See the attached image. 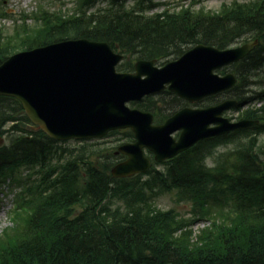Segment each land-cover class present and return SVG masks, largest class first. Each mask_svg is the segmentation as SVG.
<instances>
[{"label": "trees", "instance_id": "16d2710c", "mask_svg": "<svg viewBox=\"0 0 264 264\" xmlns=\"http://www.w3.org/2000/svg\"><path fill=\"white\" fill-rule=\"evenodd\" d=\"M199 2L148 15L154 4L143 0L130 9L112 1L92 12L94 0H79L74 15L45 12L14 34L0 29V64L20 50L88 38L123 53L119 70L131 71L136 59L163 64L199 43L224 49L258 38L234 67L239 83L232 95L250 104L244 116L259 118L264 132V0H232L218 10L195 9ZM255 101L262 104L251 106ZM181 102L164 92L134 106L153 111L160 123ZM247 131L234 132L249 142L223 153L215 167L205 158L222 138L200 142L147 179H115L111 163L72 155L30 123L18 100L0 96V139L7 138L0 144V189L16 191L12 224L0 233V264H264V144ZM172 192L191 203L189 216L156 205ZM200 221L209 225L196 231Z\"/></svg>", "mask_w": 264, "mask_h": 264}, {"label": "water", "instance_id": "95a60500", "mask_svg": "<svg viewBox=\"0 0 264 264\" xmlns=\"http://www.w3.org/2000/svg\"><path fill=\"white\" fill-rule=\"evenodd\" d=\"M119 1V0H116ZM258 41L220 50L199 44L178 60L156 67L155 60H140L135 73H120L123 55L108 42L66 40L19 52L0 65V95L19 99L29 117L56 140L102 137L109 131L131 128L134 143L120 151L128 159L117 164L114 177H127L150 168L144 156L147 147L157 161L173 157L198 140L246 127L257 121L230 123L222 112L235 104L226 101L207 109L185 108L162 125H153V115L131 109L127 102L165 89L188 100L226 90L236 83L233 73L214 71L246 56ZM218 124L209 127L210 124ZM182 130L178 140L172 133Z\"/></svg>", "mask_w": 264, "mask_h": 264}, {"label": "rangeland", "instance_id": "374dc122", "mask_svg": "<svg viewBox=\"0 0 264 264\" xmlns=\"http://www.w3.org/2000/svg\"><path fill=\"white\" fill-rule=\"evenodd\" d=\"M2 1V3H1ZM5 1V2H4ZM194 0H152L153 3H160L163 5H159V7L151 8L149 13L153 14L156 12H161L167 8L179 9L183 5H189L190 2ZM200 6H204L207 9H218L223 2H230L231 0H200ZM140 0H125V3L122 6L125 9L131 8L134 3H138ZM150 4L151 1L148 0ZM110 0H96L94 7L91 11H94L98 8H104L110 6ZM143 5V4H142ZM43 6L44 9L49 11H56V12H68L69 10H73L76 6L75 0H0V8L2 10H7L9 15L7 17H0V27H5L7 30H13L16 25H21L24 21L22 18V14L29 15L28 19L26 20L28 25H34V21L31 18L32 14L37 12L38 8ZM199 7V6H196ZM197 9V8H195ZM218 101V100H217ZM215 101V102H217ZM201 106H207L206 103L201 102L199 103ZM228 116H236V114L229 112ZM120 134H112L108 135L106 138L97 140L94 144L91 141L86 143L79 142V141H70L67 142V146H69V150L72 155L77 156L83 153L84 148H87L89 151H86L87 155H90L92 159L95 160V164L98 161L97 165L100 163H116L117 160L120 159V155L114 154L117 151L118 146L125 143L126 138ZM240 140H235L234 142L224 143L223 146L219 148L220 151H226L229 149H237V145L239 144ZM260 142H264V134L259 137ZM247 141H243L240 144V147L243 144H246ZM84 147V148H83ZM256 149V147H255ZM252 155V154H251ZM115 156H118L115 158ZM210 166L214 165L213 159L209 158L207 160ZM14 192L15 190L11 191L10 186L0 193V233L8 227L10 223L9 219V212L12 208V201L14 199ZM156 204L164 210L175 208L182 214H186L189 209L190 205L186 202H177L176 196L173 194H167L164 196L159 197L156 200ZM204 222H200L195 225V229L202 228L204 226Z\"/></svg>", "mask_w": 264, "mask_h": 264}]
</instances>
